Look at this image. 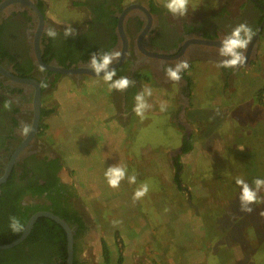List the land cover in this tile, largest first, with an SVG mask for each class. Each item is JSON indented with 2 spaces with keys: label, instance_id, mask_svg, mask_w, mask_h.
I'll use <instances>...</instances> for the list:
<instances>
[{
  "label": "rangeland",
  "instance_id": "rangeland-1",
  "mask_svg": "<svg viewBox=\"0 0 264 264\" xmlns=\"http://www.w3.org/2000/svg\"><path fill=\"white\" fill-rule=\"evenodd\" d=\"M43 1L59 27L79 20L69 6L84 0ZM259 62L234 81L214 65L198 66L181 120L176 87L145 83L151 107L141 119L135 101L125 111L103 79L93 81L101 89L94 95L91 78L79 88L68 81L58 86L45 136L48 151L65 150L61 174L79 187L90 225L81 264H264V188L248 213L235 183L239 177L254 188L255 179H264V109L256 97L264 87V52ZM94 133L96 140H89ZM115 165L127 172L113 189L105 172ZM142 183L149 192L133 201ZM89 191L98 197H83Z\"/></svg>",
  "mask_w": 264,
  "mask_h": 264
},
{
  "label": "flooded vegetation",
  "instance_id": "flooded-vegetation-1",
  "mask_svg": "<svg viewBox=\"0 0 264 264\" xmlns=\"http://www.w3.org/2000/svg\"><path fill=\"white\" fill-rule=\"evenodd\" d=\"M211 2L216 3L201 0L194 6L191 2L184 16H173L159 0L74 2L69 7L78 13L79 20L70 21L68 26L76 29L77 35L66 38V26L58 27L43 0H0V66L14 78L33 80L39 85V89L35 84L23 85L0 72V181L9 173L0 189L10 185L0 190V199L9 192V208L29 217L28 222L38 213H52L67 220L76 246L74 263H80L79 254L90 225L80 208L79 187L61 174L65 164L62 154L48 151L50 140L45 136V127L63 81L79 88L91 78L94 95L101 89L93 81L103 78L83 72L65 75L57 69H89L93 52L118 50L122 56L114 65V79L126 76L135 82L126 91L115 90L122 108L129 110L147 82L165 89L176 87L181 120L191 107L190 78L198 66L214 65L226 80L234 81L238 74L256 67L264 52V0H219L216 7L208 6ZM240 23H246L254 33L248 48L242 50L246 63L235 69L220 68L219 62L224 59L218 54L220 40ZM47 27L58 32L55 40L45 34ZM179 59L187 60L190 67L181 73L179 82L170 81L165 68ZM9 100L11 110L4 108ZM23 124L32 129L26 136L21 132ZM83 126L78 122V127ZM96 138L93 134L88 139ZM78 146L85 151L86 145ZM79 218L85 223L83 230Z\"/></svg>",
  "mask_w": 264,
  "mask_h": 264
},
{
  "label": "clouds",
  "instance_id": "clouds-1",
  "mask_svg": "<svg viewBox=\"0 0 264 264\" xmlns=\"http://www.w3.org/2000/svg\"><path fill=\"white\" fill-rule=\"evenodd\" d=\"M164 7L173 16H184L188 10V0H166ZM45 34L50 38L55 40L58 37V32L55 28L47 27L45 29ZM77 35L76 29L72 26H66L64 30V36L66 38L73 37ZM253 31L246 23H240L235 26L232 31L221 38L220 47L218 49V54L223 57L219 62L218 67L220 68H232L243 67L246 63L247 57L245 52L248 48L249 43L253 38ZM122 53L118 50L112 51H99L93 52L90 56V61L88 68L95 73L97 77H101L108 83L109 90L116 91H126L130 86H134L135 82L130 80L126 76H121L114 79L117 76V70L114 67L115 64L119 63ZM189 63L187 60L179 59L175 61L174 65H170L165 68V76L170 81L179 82L182 79L181 73L189 69ZM46 84H42V87H46ZM152 89L150 87H145L141 92L137 93L134 97L133 112L144 118V113L148 110L151 105L148 104L146 97H151ZM12 101H6L4 108L11 110ZM166 102L161 103V111L166 110ZM31 126L28 124H23L21 127V132L23 135H28L31 131ZM126 168L120 167L118 165L110 166L105 172V178L109 187L116 189L120 186L122 180L126 177ZM128 182L130 184L136 183V176H128ZM236 185L241 189L240 191V204L241 211L251 213L253 211L251 205L258 202V193L262 188H264V179H255L252 183L255 185L253 188L244 179L236 178ZM149 192V186L147 183H142L133 194V201L142 199ZM264 215V213H262ZM9 227L14 233L24 231V225L21 223L18 217L12 216L9 218Z\"/></svg>",
  "mask_w": 264,
  "mask_h": 264
},
{
  "label": "trees",
  "instance_id": "trees-1",
  "mask_svg": "<svg viewBox=\"0 0 264 264\" xmlns=\"http://www.w3.org/2000/svg\"><path fill=\"white\" fill-rule=\"evenodd\" d=\"M256 97L264 109V87L258 92ZM98 125L100 124H96V126ZM96 137L97 133H94V138ZM60 152L63 157V162L66 161L65 150L60 147ZM180 172L177 175L179 181L181 176ZM9 186V184L4 185L0 190L8 189ZM87 193L91 194L90 191ZM87 193L85 192L83 197L90 198L91 200H95L98 197V194H91L92 196H89ZM10 202L9 192L0 199V245L11 244L21 238L29 220V217H25L24 214L22 215L16 212L14 208H9ZM15 203H17V200ZM12 216L20 219L24 225V231L14 233L10 229L9 218ZM65 221L68 222L67 220ZM78 222L80 229L83 230L85 226L84 221L79 218ZM68 245V235L62 226L49 218H40L28 239L22 245L11 250H0V264H69ZM106 255L109 258V254L106 253ZM74 264L81 263L75 262Z\"/></svg>",
  "mask_w": 264,
  "mask_h": 264
},
{
  "label": "water",
  "instance_id": "water-1",
  "mask_svg": "<svg viewBox=\"0 0 264 264\" xmlns=\"http://www.w3.org/2000/svg\"><path fill=\"white\" fill-rule=\"evenodd\" d=\"M41 60V58H40ZM58 71H60L61 73L65 74V75H76V74H80L81 72L86 73V74H90L94 77H97L95 75L94 72H92L90 69H57ZM0 72L7 75L8 77L12 78L13 80L23 84V85H32L35 84L38 89H39V85L37 84V82L33 81V80H24V79H17L14 78L13 76H11L2 66H0ZM102 76V75H101ZM41 104V100H40V92L38 90V99H37V105L39 106ZM9 177V173H7L5 175V177L0 181V185L3 184L4 182H6L7 178ZM46 216L48 218L53 219L54 221H56L59 225H61L67 232L68 235V241H69V264H74V246H75V240H74V235H73V231L72 229L69 227L68 223L55 216L52 213H38L35 216H33L30 221L27 224L26 230L24 232V234L22 235L21 238H19L17 241L8 244V245H0V250L2 251H6V250H11L14 249L20 245H22L30 236L32 230L34 229L35 224L37 223V221L43 217Z\"/></svg>",
  "mask_w": 264,
  "mask_h": 264
},
{
  "label": "crops",
  "instance_id": "crops-1",
  "mask_svg": "<svg viewBox=\"0 0 264 264\" xmlns=\"http://www.w3.org/2000/svg\"><path fill=\"white\" fill-rule=\"evenodd\" d=\"M180 106H181V105H180ZM189 109H190V108H189ZM187 112H188V110L184 112V116H186Z\"/></svg>",
  "mask_w": 264,
  "mask_h": 264
}]
</instances>
